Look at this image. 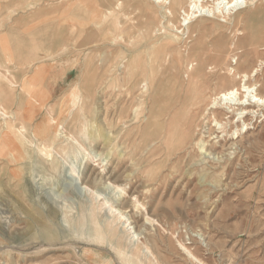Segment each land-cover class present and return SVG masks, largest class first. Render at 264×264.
<instances>
[{
    "label": "rangeland",
    "instance_id": "1",
    "mask_svg": "<svg viewBox=\"0 0 264 264\" xmlns=\"http://www.w3.org/2000/svg\"><path fill=\"white\" fill-rule=\"evenodd\" d=\"M122 1V9L116 10L120 14L106 18V8H114L117 0H0V35L18 23L23 29L50 24L52 47L68 42L60 54L46 61H55L59 74L49 82V96H45L44 108L32 122L28 137L36 134L42 138L36 129L50 127L51 118L67 125L79 110L84 114L78 129L68 127L78 142L64 143L63 151L52 148L58 158L56 169L34 159L29 145L26 151L18 145L0 151V264H264V118L248 121L251 129L237 139L239 148L232 162L225 164V170L218 168L220 185L200 183L197 148L179 137L188 121L189 91L200 90L202 83L189 85L183 77L184 57L177 52L179 46L184 52L187 45L186 50L199 59L210 51L211 62L220 65L216 74L222 81L208 74L205 86L217 82L218 88H225L240 83L239 75L236 82L224 80L225 66H237L241 71L260 67L250 82L257 83L264 94V6L234 10L224 22L212 17L193 19L188 32L183 11L188 12L190 1L184 0L164 21L166 31L159 35L155 30L161 28L163 19L150 0ZM167 34H177L182 40L164 51L159 40ZM9 42L5 39L2 44ZM2 44L1 57L10 66L9 61L16 59ZM240 44L252 49L247 58L238 49ZM124 55L136 68L135 75H152L167 81L169 88L176 87L169 93V107L156 136L124 135L125 126L130 125L125 124L128 117L121 118L129 103L120 78ZM157 56L167 60L161 74L153 70ZM28 64L18 65L13 73L17 77L32 75V66L21 69ZM83 80L88 87L79 84L77 91L83 92L79 99L71 94V86ZM16 89L14 94L7 83L0 87L4 106H11L28 91L20 86ZM138 93L135 90L133 98ZM113 116H119L118 123ZM92 122L107 133L116 128L119 137L109 145L104 138L90 141L78 133L83 125L90 130ZM175 124L177 135L165 142ZM3 129L0 121V140L6 141ZM126 150L133 151L134 160L131 156L119 158L118 152ZM221 151L218 147L214 153ZM17 166H21L19 171H12ZM85 176L92 190L85 188ZM102 176L98 187L91 183ZM215 176L207 177L212 180ZM117 193L113 207L117 211L112 212V202L103 204ZM129 216L134 218L127 220ZM108 222L120 240L108 229L103 236L96 234V225ZM134 231L139 232V239ZM119 243L121 250L115 247Z\"/></svg>",
    "mask_w": 264,
    "mask_h": 264
},
{
    "label": "bare ground",
    "instance_id": "2",
    "mask_svg": "<svg viewBox=\"0 0 264 264\" xmlns=\"http://www.w3.org/2000/svg\"><path fill=\"white\" fill-rule=\"evenodd\" d=\"M150 1L153 3V7L159 9L158 11H160L161 18L163 19L161 20V28L155 30V32L161 35L166 31L164 21H167L168 17L173 16V12L176 10V7L182 5L184 0ZM189 1L190 3L188 12L185 10L183 11V13H185L183 25L187 26L188 32L189 24L193 22V19L196 20L199 17L202 19L204 17H212L214 21L219 20L224 22L227 21V18L230 17L231 12L234 10L264 6V0ZM122 6V0H117L114 8L108 6L105 10V16H107L106 18L112 16L114 17L115 15L120 14L116 10H121ZM125 16L129 15L125 13ZM221 17L225 19L220 20ZM115 20L118 21V19ZM237 30L238 35H243L242 29ZM176 31L181 32L180 30ZM180 39L182 40V38L177 34H167L166 36L161 37L159 42L163 44L164 51H169L170 49L179 45L178 43H180ZM67 46L68 45H65L64 47L66 48ZM185 48L187 49L189 47L186 45ZM186 49L184 52L180 46L179 49H177L179 56L182 55L184 57L181 61L184 64L183 77L188 80L189 85H193L195 81H199L202 83V88L200 90L196 89L194 91H189V95H192V98L191 104L186 107V119H188V121L185 123L186 130L181 133L179 139L181 142L183 140H188L190 144H194V147L197 148L199 157L198 162L202 167V170L200 171V183L204 184L205 186L216 187L219 186L221 182V179L218 176L219 174H217L219 170L218 168L225 170L227 167L225 164L232 162V159L237 154L239 148V142L237 139L239 137H243V134L248 133L251 129L250 124L252 123L248 121L261 117L264 118V94L260 93L257 83L254 84L250 82V78L258 74L260 67L254 66L250 71H241L237 66H225V71L223 72L224 80H230L234 82L236 77L239 75L241 80L240 83H235L225 88H218L217 82L214 85L205 86V78L208 76V74L211 77H217L216 72L218 68H220V65L211 62L212 56L210 51H206V53H204L201 58L196 59L192 56L193 52H189V49ZM238 49H240L241 52L246 55V58L247 55L252 52V49L246 48V46L242 44L238 45ZM63 51L64 49L61 51V53ZM166 57L170 58L171 53L169 52ZM126 59L127 57L124 55L122 61L120 62V69L123 68L120 78L123 80L126 88V94L129 96V103L126 109L127 113L125 114V112H123L121 115L122 119L125 117L129 118L126 120L125 124L130 123V125L125 126L126 129L124 130V135H130L134 133L133 135L137 137L138 134H141L142 138H145L147 135L156 136L161 132V120L164 116V112L169 107V93L171 92V89L174 90L176 87L170 86L169 88V83L167 81L161 80L162 78L159 80L155 76L152 77V75H135L133 71H135L136 68H134L131 62H126ZM166 61V59H163L160 56L155 57L153 59L154 72H157L158 74L163 73V71L166 70ZM235 63L237 62L235 61ZM250 66L251 64H249L248 67ZM219 77L220 76L217 77V80L214 78L215 81L221 80ZM81 82H83V88L86 89L88 87L86 80L79 81L71 86V94H76V98L79 99L83 94V92L79 93L77 91ZM8 83L11 86V90L19 85V81L13 79L8 80ZM135 90L139 91V93L133 98V92ZM20 98L21 99L17 105V108H12L13 106H4L0 101V115L4 116V119L0 121L1 123L3 122V133L8 137L6 141L0 140V151L8 148L13 149L15 145L24 148L26 151V145H29L33 150V154L35 155V158L33 157L34 159L41 161L42 164L51 169H56L58 166V158L57 156L53 155L52 148H54L56 151H59L60 149L63 151L65 149L64 146L66 145H64V143L72 144L73 142H78V140L76 141L75 136L72 134L73 131L69 130L68 127L72 125L74 128L78 129V122H80V117L84 115L83 112L79 110L77 113H75L72 122L67 125H65V122L57 123L55 118H51V121H49V126L51 124L52 125L50 127L46 128L43 125L36 129V131L42 132V138H36V134H34L35 138H29L27 133L30 128L33 127V125H31L32 122L36 121L39 112L44 108L43 104L46 99L39 101L37 96L31 95L30 100L25 102L24 99L26 100V98H23V96ZM88 98H90V96ZM35 101H39L40 104L35 105ZM186 104L183 106H186ZM115 113L116 112L113 114L115 115ZM131 114L132 118L130 117ZM118 117L116 119V117L113 116L112 120L115 123H118ZM263 118L261 120H263ZM200 119L203 122L202 125L198 123ZM240 122L242 123L241 127L239 126ZM90 127L91 129L88 130L86 125H83V127L78 130L79 134H83L90 141H98L100 138H104L107 144L112 145L113 138L117 139L119 137L118 134H120V132L116 131V128L109 131L108 133L106 131H102L97 125L95 126L94 122L90 124ZM232 127L234 129H232ZM169 130L170 131L167 133V136H165V142L167 140H171L177 135L178 124L173 125ZM121 132H123V130H121ZM111 134H113V136ZM63 138L64 140L61 141ZM136 140L137 138H135V141ZM228 142H230V145L228 148H226L225 146ZM133 144L134 140L131 146H133ZM218 147H221L222 151L220 153H214ZM111 149H115L113 150L114 152L118 151L117 147H112ZM113 151L110 153L111 158L114 156H111ZM118 153L120 159H125L130 156L133 160L135 159L133 151L126 150L123 153L121 151ZM20 168L21 166L13 167L12 171H19ZM209 174L216 176L212 180H209L207 177ZM82 179L86 180L85 185H87L85 188L88 187L92 190L93 188L88 184L90 180H88L86 176L82 177ZM102 181L103 176L95 177L91 183L98 187L103 183ZM118 194L119 193H117L113 199H108V201H106L103 206H106L108 202H112L109 204L111 207L110 210L112 212H116L117 210H113V207L115 206L114 203L117 202L116 197ZM97 195L100 196L101 194L98 193ZM51 213L53 212L50 211V214ZM120 213H122L121 217H123L124 213L122 210H120ZM131 218H134V216H129L127 220H131ZM132 222L133 221H130V224ZM143 227H146V224H143ZM107 229L113 234L114 237H117L120 240V236L117 234V230L113 227L111 222L106 223L104 226L96 225L95 231L98 236H103L104 233L107 232ZM133 233L134 236L136 235L137 239H139V232L134 231ZM45 235L46 237L49 235L46 230ZM40 246L42 247V245ZM115 247L119 250L122 249L120 243L116 244Z\"/></svg>",
    "mask_w": 264,
    "mask_h": 264
},
{
    "label": "crops",
    "instance_id": "3",
    "mask_svg": "<svg viewBox=\"0 0 264 264\" xmlns=\"http://www.w3.org/2000/svg\"><path fill=\"white\" fill-rule=\"evenodd\" d=\"M39 14V13H38ZM41 14V13H40ZM23 24L18 23L17 25H12L11 28L6 29V33L0 35V42L2 44L3 40L8 39L10 42L9 45L5 43L2 44L4 49L9 51V54L15 57L16 60L9 61L11 64L7 66L5 63L3 55L0 54V87L4 86L7 83L8 87L11 89V86L8 83V80L19 81V85L13 88V93L16 94V91L19 86L21 89H27L23 98L25 102L30 100L31 95L38 97L39 101L46 99L45 96H49L48 85L50 80L59 74V68L56 65L55 61L50 60L54 57L56 53L59 54V51L67 45L68 42H63L60 46L52 47L50 38H51V29L50 24L45 25H32L29 28L23 29L21 26ZM29 25V24H28ZM24 31V32H23ZM62 36V35H60ZM62 38V37H61ZM60 37L58 39L62 40ZM44 51V54H40V51ZM8 53V52H7ZM20 63V64H19ZM28 64L21 68L22 70H27L32 66V75L28 77H17L13 71L18 67V65ZM24 66V65H23ZM3 69L6 70V74L3 73ZM22 97V96H21ZM45 97V98H44ZM20 99L16 103L11 104L12 108H17V105L20 102ZM1 101V97H0ZM39 101H35V105H39Z\"/></svg>",
    "mask_w": 264,
    "mask_h": 264
}]
</instances>
